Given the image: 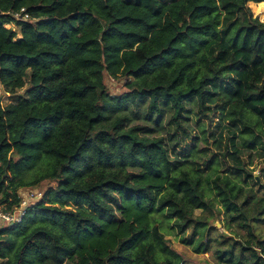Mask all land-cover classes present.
<instances>
[{
  "label": "trees",
  "instance_id": "obj_1",
  "mask_svg": "<svg viewBox=\"0 0 264 264\" xmlns=\"http://www.w3.org/2000/svg\"><path fill=\"white\" fill-rule=\"evenodd\" d=\"M249 3L264 16V0H0V85L12 99L0 101V208L47 185L0 229V264H184L161 213L192 230L182 242L196 254L217 244L218 264H264L253 172L221 173L217 157L204 171L200 152L177 159L152 136L168 113L178 134L190 104L264 154V22ZM23 8L31 19L15 21ZM107 78L126 91L112 95ZM222 213L232 235L220 241L208 219Z\"/></svg>",
  "mask_w": 264,
  "mask_h": 264
},
{
  "label": "rangeland",
  "instance_id": "obj_2",
  "mask_svg": "<svg viewBox=\"0 0 264 264\" xmlns=\"http://www.w3.org/2000/svg\"><path fill=\"white\" fill-rule=\"evenodd\" d=\"M254 3H249V7L252 10L254 18H258L261 22H264V16L257 12V8ZM8 28L17 27L13 24H9ZM17 38H21L19 31H17ZM107 86L112 95H121L126 91L125 80L123 79H110L107 78ZM26 89L19 92L23 95ZM0 101L4 104L12 103V99L4 93L2 86L0 85ZM145 112L146 109L144 108ZM189 114L185 115L186 121L182 122V127L178 129L176 125L171 121V114H166L164 121V128L160 133H153L152 136L164 137L168 143L171 154L177 156V159H182L181 154L187 155L192 150L200 152L198 154L197 163L201 166L202 170H206L205 164L217 157L221 162L220 172L228 170L229 166L236 168H242L243 166L252 171L253 174L260 179V183L264 185V154L260 151H248L240 149L238 146V133L229 125L228 121L221 124V127L217 129V125L222 122L218 117L214 119V122L210 125L207 120H202L198 108L196 105H188ZM134 112L137 109L134 108ZM146 122H135L134 125H145ZM150 128H153L152 124H147ZM204 131V132H203ZM185 134L189 137L186 138ZM175 136V137H174ZM172 137H174L172 139ZM229 150L227 154L226 151ZM181 153V154H180ZM207 174H205L206 176ZM258 197H264V189L262 186H256L255 183L249 182ZM47 185L38 186L35 188L20 190V194L23 197H28L31 193L35 195L44 194ZM211 199L216 202V208L220 209L218 200L215 196ZM197 215L201 214V211H196ZM223 213L220 218L216 216H209L208 224L209 228L215 229L210 233L212 239H220V235H228L231 231L226 228L224 223ZM160 221V228L166 235V239L169 241L171 248L177 252L183 259L184 264H218L216 256L214 255V249L218 247L217 244H213V249L208 254H196L192 246L185 245L182 240L190 239L192 230H188L185 234H179L178 231L173 229L174 220H170L166 213L158 215ZM1 225V224H0ZM211 229V230H212ZM260 229L264 235V226L261 225ZM205 235L208 236V232L205 230ZM200 234V231H199ZM198 234V237H199ZM244 233H240L242 236ZM198 237L194 238V242H197ZM235 237V236H233ZM237 237V236H236ZM194 243V244H195Z\"/></svg>",
  "mask_w": 264,
  "mask_h": 264
},
{
  "label": "built area",
  "instance_id": "obj_3",
  "mask_svg": "<svg viewBox=\"0 0 264 264\" xmlns=\"http://www.w3.org/2000/svg\"><path fill=\"white\" fill-rule=\"evenodd\" d=\"M12 17L15 21H29L31 19L30 15L26 12L23 8L20 11L11 13ZM13 24V23H11ZM9 24H5V28L7 29H14L8 28ZM14 25V24H13ZM15 30V29H14ZM115 79V78H110ZM44 194H39L38 196L31 193L28 197H23L19 191V199L20 205L15 207L12 211H6L0 208V229L4 227L14 226L17 223H20L23 218L25 217L27 210L33 204L39 202L43 198Z\"/></svg>",
  "mask_w": 264,
  "mask_h": 264
},
{
  "label": "water",
  "instance_id": "obj_4",
  "mask_svg": "<svg viewBox=\"0 0 264 264\" xmlns=\"http://www.w3.org/2000/svg\"><path fill=\"white\" fill-rule=\"evenodd\" d=\"M256 180H257L258 183H260V179L258 177H256Z\"/></svg>",
  "mask_w": 264,
  "mask_h": 264
}]
</instances>
